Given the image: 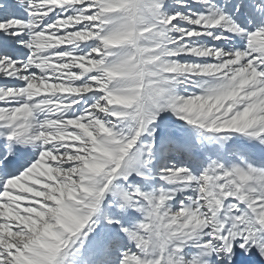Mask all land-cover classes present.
I'll return each instance as SVG.
<instances>
[{
  "label": "snow or ice",
  "instance_id": "snow-or-ice-1",
  "mask_svg": "<svg viewBox=\"0 0 264 264\" xmlns=\"http://www.w3.org/2000/svg\"><path fill=\"white\" fill-rule=\"evenodd\" d=\"M0 264H264V0H0Z\"/></svg>",
  "mask_w": 264,
  "mask_h": 264
}]
</instances>
